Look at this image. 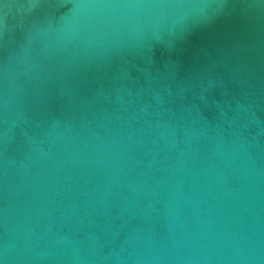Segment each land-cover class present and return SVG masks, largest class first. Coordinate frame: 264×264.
Masks as SVG:
<instances>
[{"label": "water", "instance_id": "obj_1", "mask_svg": "<svg viewBox=\"0 0 264 264\" xmlns=\"http://www.w3.org/2000/svg\"><path fill=\"white\" fill-rule=\"evenodd\" d=\"M0 264H264V0H0Z\"/></svg>", "mask_w": 264, "mask_h": 264}]
</instances>
